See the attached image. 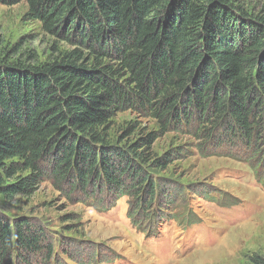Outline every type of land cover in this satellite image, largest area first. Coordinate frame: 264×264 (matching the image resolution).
Listing matches in <instances>:
<instances>
[{
    "label": "trees",
    "instance_id": "trees-1",
    "mask_svg": "<svg viewBox=\"0 0 264 264\" xmlns=\"http://www.w3.org/2000/svg\"><path fill=\"white\" fill-rule=\"evenodd\" d=\"M21 2L68 48L44 61L0 55L1 202L47 179L86 193L135 191L151 204L158 182L139 161L166 168L175 153L146 154L156 133L110 143L111 119L128 109L191 135L201 151L242 143L261 152L264 0H0ZM52 254L40 222L10 218L0 204V264Z\"/></svg>",
    "mask_w": 264,
    "mask_h": 264
},
{
    "label": "rangeland",
    "instance_id": "rangeland-1",
    "mask_svg": "<svg viewBox=\"0 0 264 264\" xmlns=\"http://www.w3.org/2000/svg\"><path fill=\"white\" fill-rule=\"evenodd\" d=\"M27 12L25 2L0 3V55L44 61L55 54V47L68 48ZM110 126V143L122 146L156 133L146 154L154 159L175 153L166 168L150 170L139 161L158 182L153 202L148 195L141 204L142 195L137 199L135 191L86 193L47 179L31 195L0 201L10 218L32 217L50 235L52 256L36 255L33 264L264 260V142L258 155L242 143L232 148L209 145L201 151L191 135L162 132L155 118L135 109L118 113Z\"/></svg>",
    "mask_w": 264,
    "mask_h": 264
}]
</instances>
